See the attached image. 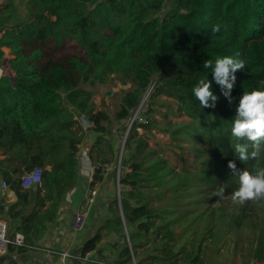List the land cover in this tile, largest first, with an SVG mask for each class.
Wrapping results in <instances>:
<instances>
[{"label":"trees","instance_id":"1","mask_svg":"<svg viewBox=\"0 0 264 264\" xmlns=\"http://www.w3.org/2000/svg\"><path fill=\"white\" fill-rule=\"evenodd\" d=\"M26 7L27 19L21 20L15 0L0 2V65L8 47L14 72L0 78V173L14 192L8 208L0 202V214L13 233L25 237L22 245L10 244L8 253L35 249L56 224L68 193L78 186L77 149L89 131L94 133L90 158L98 165L91 186L103 179V164L120 154L116 130H126L148 95V109L141 111L146 121L134 123L124 145L120 198L111 200L110 216L75 259L115 234L113 264H208V243L227 224L255 229L251 256L254 264H264V200L232 209L221 201L239 187L230 160L240 171L264 169V145L256 159L244 163L234 148L246 142L231 134L244 92L264 89V0H27ZM69 37L81 55L47 57ZM237 53L246 68L235 73L229 104L203 65ZM116 76L132 82L131 89L116 109L98 107V87ZM201 79L211 81L218 96L214 109H203L193 94ZM160 96L174 99L171 114L187 119L173 122L167 113L159 131L173 141L192 140L193 160L174 163L139 133L138 126L152 132L157 125L151 105ZM78 111L92 126L82 127ZM37 166L43 167L41 184L22 186L21 176ZM221 187L225 194L218 196ZM252 208L258 210L255 217L247 212Z\"/></svg>","mask_w":264,"mask_h":264},{"label":"crops","instance_id":"2","mask_svg":"<svg viewBox=\"0 0 264 264\" xmlns=\"http://www.w3.org/2000/svg\"><path fill=\"white\" fill-rule=\"evenodd\" d=\"M6 57H11L10 49L4 48ZM118 137V136H117ZM88 141L93 145L94 133L86 132ZM120 148L119 139L116 141ZM0 151V157H2ZM117 161V160H116ZM92 160L85 161L80 165L78 186L72 189L66 198L61 210L58 213L56 224L52 225L38 242V246L19 255L11 254L12 260H6L3 264H113L116 261L118 254L117 250L112 248V244L118 240L115 234H109L99 245V248L94 251L85 253L84 256H78L85 241L92 236L101 224L110 216L109 205L111 200L118 195V172L117 167L110 166L103 169V179L97 184L98 195L95 203L91 206L90 216L86 227L80 232H73L69 227V218L71 213L86 205L87 190L91 185ZM0 173V177H1ZM117 184V187L115 188ZM14 201V192L9 189L7 191L0 190V202L6 205V208ZM8 222V220L4 217ZM9 223V222H8ZM10 226V223H9ZM10 231L14 232V227H10ZM127 233V230L125 231ZM62 250H68L71 256L64 262L61 261L59 253ZM10 254V253H9ZM1 256V255H0Z\"/></svg>","mask_w":264,"mask_h":264},{"label":"rangeland","instance_id":"3","mask_svg":"<svg viewBox=\"0 0 264 264\" xmlns=\"http://www.w3.org/2000/svg\"><path fill=\"white\" fill-rule=\"evenodd\" d=\"M3 2V0H0ZM18 5L20 12V19H27V0H15ZM81 47L74 40L73 37H69L63 46V48L58 53L49 52L47 57L52 59H60L63 56L68 55H81ZM132 82L127 81L124 82L122 79L117 76L113 80V82L107 86H99L97 89L95 102L98 107H106L109 110H114L118 107L123 94L131 89ZM108 91L111 94H108ZM148 95L144 96V100H142L140 106L137 108L138 110H147L148 104H145ZM165 103L166 105H162ZM169 106L177 107V103L174 99L166 98L165 96H160L155 100V103L151 105L153 108V113L157 118L158 122L155 124L156 126L152 128V132H147L143 127L139 133H144L149 138V143L151 147H156V145H160L164 149V156L170 158L172 162L179 163L182 162L183 157H188L193 160L195 155L193 141L189 140L187 137L184 140L177 142L173 141L171 137L167 133L160 132L158 127L165 128L166 124L164 115L168 113V118H171L173 122L180 121L182 119H187L183 114L174 113L171 114V110ZM137 109L134 111L133 115L138 112ZM175 110V109H174ZM128 124V122H127ZM126 132H129L128 125L126 130H116V134L122 135ZM118 139V137H117ZM178 143L180 145H178ZM179 146H182L179 147ZM201 148V145H198ZM117 187V184L115 188ZM233 193L234 190L230 189L227 194L222 197V203L227 207L232 209L237 202L233 201ZM252 217H255L258 210L256 208H252L247 211ZM0 217L4 218L3 215L0 214ZM256 231L252 226L246 225L242 228H232L227 224H223L218 229V234L215 240L210 241L208 243V247L206 249V256L208 260V264H254V261L251 256V252L256 242Z\"/></svg>","mask_w":264,"mask_h":264},{"label":"clouds","instance_id":"4","mask_svg":"<svg viewBox=\"0 0 264 264\" xmlns=\"http://www.w3.org/2000/svg\"><path fill=\"white\" fill-rule=\"evenodd\" d=\"M212 31L218 32L219 26H214ZM239 55L237 53L235 57L217 58L214 64L211 60H207L203 65L205 69L211 70L214 81L220 86L229 104L234 100L231 93L236 82L235 73L246 68L245 60L239 58ZM193 94L203 109L216 107L218 96L211 90V81L201 79L193 88ZM231 134L238 140L246 142L238 143L234 148L240 161L245 163L259 156L261 146L264 145V89L244 92L236 108ZM249 145H251V151H249ZM228 167L239 178V187L232 196L234 202L243 205L249 201L264 200V169L254 174L247 170L240 171L232 160L228 162ZM224 194L225 189L221 187L217 195Z\"/></svg>","mask_w":264,"mask_h":264},{"label":"built area","instance_id":"5","mask_svg":"<svg viewBox=\"0 0 264 264\" xmlns=\"http://www.w3.org/2000/svg\"><path fill=\"white\" fill-rule=\"evenodd\" d=\"M1 35V33H0ZM14 72L12 68L9 65V60L6 57L3 63L0 65V78L3 76H13ZM128 121V130L134 125L135 122H144L146 121V117L142 114L141 110H138ZM140 126L137 127L138 131H141ZM128 132L119 135L117 133L119 143H120V154L118 157V160L114 163H105L103 164V168H109L110 166H116L117 172H118V196L120 198V169L122 167L123 162V150L124 145L127 139ZM92 149V143L87 140V138H84L82 142L78 144L77 149V156L79 158L80 165L84 163L85 161H91L90 158V151ZM98 165L92 162L91 170L95 172V169ZM42 173H43V167L37 166L31 169L30 171L25 172L21 176V183L24 187H35L37 185H40L42 182ZM92 174V179L93 181ZM100 182V180H97L94 182L93 186H89L87 190V198H86V205L73 213H71L69 218V227L71 231L73 232H80L85 229L86 224L88 222L89 216H90V209L91 206L95 203L96 197L98 195V187L97 184ZM10 189L9 183L1 176L0 177V190L1 191H7ZM25 237L21 232H10V226L9 223L2 217H0V255H5L8 253L9 245L14 243L17 245L24 244ZM88 254V253H87ZM71 256V253L68 250H62L59 253V257L61 261H65L68 257Z\"/></svg>","mask_w":264,"mask_h":264},{"label":"water","instance_id":"6","mask_svg":"<svg viewBox=\"0 0 264 264\" xmlns=\"http://www.w3.org/2000/svg\"><path fill=\"white\" fill-rule=\"evenodd\" d=\"M108 94H111V92L108 91ZM142 100H144V99H142ZM76 117L79 120L82 127L88 128V127L92 126L91 119L89 117L85 116L82 112H80V111L76 112ZM126 164H127V161L124 160V166H126ZM123 200L127 201L126 198H124ZM6 260H12V255L7 253L5 255L0 256V264H3Z\"/></svg>","mask_w":264,"mask_h":264}]
</instances>
